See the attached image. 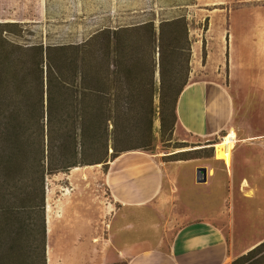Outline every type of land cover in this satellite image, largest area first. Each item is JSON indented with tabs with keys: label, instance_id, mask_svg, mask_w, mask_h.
<instances>
[{
	"label": "rangeland",
	"instance_id": "rangeland-1",
	"mask_svg": "<svg viewBox=\"0 0 264 264\" xmlns=\"http://www.w3.org/2000/svg\"><path fill=\"white\" fill-rule=\"evenodd\" d=\"M241 12L251 18L243 47L252 52L259 40L264 41V0L0 1V22L23 23V40L45 44L81 42L101 28L144 20L159 24L183 16L189 24L190 61L188 68L183 61L186 69L182 75L186 73L187 83H221L234 99L228 132L216 138L201 137L176 123L172 134H158L155 148L144 151L158 159L164 186L143 210L130 212L114 204L106 183L108 167L102 163L48 177L47 264H126L120 255L124 247L136 242L142 247H166L176 229L193 218V209L226 202L233 253L225 264H234L264 241V180H257L259 174L263 176L264 165L253 166L247 160L248 156L264 159V146L254 144L264 136V60L246 58L241 54L240 39L230 35V24ZM229 133L236 134L238 142L219 145ZM246 137L253 139H248L254 142L251 149L242 146ZM234 145L229 167L215 153L227 154ZM200 166L212 171L211 185L209 177L205 182L197 180ZM27 218L32 240L38 239L35 213ZM37 244L32 243V254L39 262ZM261 256L264 247L241 264H251Z\"/></svg>",
	"mask_w": 264,
	"mask_h": 264
},
{
	"label": "trees",
	"instance_id": "trees-1",
	"mask_svg": "<svg viewBox=\"0 0 264 264\" xmlns=\"http://www.w3.org/2000/svg\"><path fill=\"white\" fill-rule=\"evenodd\" d=\"M23 28L0 22V264H47L48 177L78 166L108 167L124 152L154 149L158 134L173 133L188 85L182 74L190 31L187 19L176 16L45 44L23 40ZM33 213L35 240L27 222ZM263 247L264 241L234 264ZM251 264H264V256Z\"/></svg>",
	"mask_w": 264,
	"mask_h": 264
},
{
	"label": "crops",
	"instance_id": "crops-1",
	"mask_svg": "<svg viewBox=\"0 0 264 264\" xmlns=\"http://www.w3.org/2000/svg\"><path fill=\"white\" fill-rule=\"evenodd\" d=\"M250 19L249 13L241 12L230 24V35L240 39L242 47L245 45L244 37ZM257 45L252 52L241 48V54L250 60H264V41L259 40ZM233 116L232 95L224 85L212 80L189 82L177 105V126L201 137L216 138L228 132ZM248 139H242V146L251 149V143L254 142L250 141L252 138ZM254 144L264 146V136ZM234 147L227 154H215V157L231 167ZM247 160L253 166L264 165L261 157L248 156ZM211 172L209 169V185L212 183ZM260 175L257 180H264V171L262 178ZM106 183L114 204L123 210L138 212L151 205L162 190L163 169L158 159L149 153L128 151L109 162ZM227 206L228 202L223 206L210 204L208 209H193V218L176 229L166 247H142L140 242H136L124 247L120 255L127 264H225L233 253Z\"/></svg>",
	"mask_w": 264,
	"mask_h": 264
},
{
	"label": "bare ground",
	"instance_id": "bare-ground-1",
	"mask_svg": "<svg viewBox=\"0 0 264 264\" xmlns=\"http://www.w3.org/2000/svg\"><path fill=\"white\" fill-rule=\"evenodd\" d=\"M234 142H237V139H236V134H233V133H229L228 135H225L223 137V139L221 140L220 143H218L219 145H223V146H228L229 143H234ZM80 167H75L73 168L72 170H78ZM49 218V217H48ZM49 220V219H48ZM49 222V221H48ZM49 229H50V232L52 231V223L50 222V225H49Z\"/></svg>",
	"mask_w": 264,
	"mask_h": 264
},
{
	"label": "water",
	"instance_id": "water-1",
	"mask_svg": "<svg viewBox=\"0 0 264 264\" xmlns=\"http://www.w3.org/2000/svg\"><path fill=\"white\" fill-rule=\"evenodd\" d=\"M208 179V169L206 166H200L197 168V180L199 182H205Z\"/></svg>",
	"mask_w": 264,
	"mask_h": 264
}]
</instances>
